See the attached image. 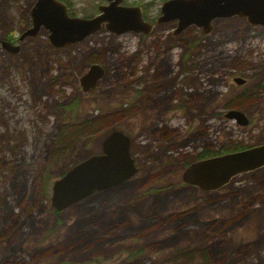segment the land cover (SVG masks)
Returning <instances> with one entry per match:
<instances>
[{"label": "rangeland", "instance_id": "1", "mask_svg": "<svg viewBox=\"0 0 264 264\" xmlns=\"http://www.w3.org/2000/svg\"><path fill=\"white\" fill-rule=\"evenodd\" d=\"M57 1L86 19L105 4ZM34 2L0 0V42L16 44ZM161 2L123 4L149 22ZM211 26L206 36L190 26L173 37L175 21L148 36L100 30L65 49L41 29L16 54L0 46V264H264V166L213 192L181 182L203 150L264 143V33L236 17ZM91 63L105 73L84 95ZM112 131L129 138L134 175L54 211L53 181Z\"/></svg>", "mask_w": 264, "mask_h": 264}, {"label": "water", "instance_id": "2", "mask_svg": "<svg viewBox=\"0 0 264 264\" xmlns=\"http://www.w3.org/2000/svg\"><path fill=\"white\" fill-rule=\"evenodd\" d=\"M106 5L97 7L92 18L71 17L66 6L57 0H35L29 10L30 26L22 31L16 44L24 38L34 37L41 29L48 33V44L65 49L100 30L115 36L132 32L148 36L158 25L175 21L172 36L194 26L206 36L212 30L214 19L236 17L247 25L264 32V0H167L159 9L160 15L153 24L142 20L139 7L121 5L125 0H102ZM1 41L8 53L16 54L18 45ZM103 77L98 65L89 66L78 79L83 93L92 89ZM237 86L244 80L232 79ZM224 118L244 127L248 121L239 111L229 110ZM264 166V143L243 150L216 155L194 161L182 172L181 182L203 192H213L239 175ZM136 168L129 153V138L120 131L110 132L101 142L100 152L76 163L51 185L50 206L60 212L95 193L117 187L130 179Z\"/></svg>", "mask_w": 264, "mask_h": 264}, {"label": "trees", "instance_id": "3", "mask_svg": "<svg viewBox=\"0 0 264 264\" xmlns=\"http://www.w3.org/2000/svg\"><path fill=\"white\" fill-rule=\"evenodd\" d=\"M3 40H5V41H9V42H11L10 40H11V35L10 34H7V35H4L3 36ZM90 125H92L91 123H90ZM59 141H61V138L59 139ZM58 141V139H57V142H59ZM62 144V143H61ZM248 146H244V147H237V149H235V150H233V151H239V150H243V149H245V148H247ZM216 155H219V154H216V153H212V152H210V151H206V150H203V151H201L200 153H198V155H197V157L194 159V161H197V160H201V159H205V158H209V157H213V156H216ZM63 175V174H62ZM61 175V176H62ZM201 260H202V258L204 257L203 256V253L201 254Z\"/></svg>", "mask_w": 264, "mask_h": 264}, {"label": "flooded vegetation", "instance_id": "4", "mask_svg": "<svg viewBox=\"0 0 264 264\" xmlns=\"http://www.w3.org/2000/svg\"><path fill=\"white\" fill-rule=\"evenodd\" d=\"M165 1H167V0H162V2H161V5H162V3L163 2H165ZM103 5H106V3L105 4H103ZM121 5H123V6H125L123 3L121 4ZM66 6V5H65ZM127 7V6H126ZM129 7V6H128ZM135 7H137V6H135ZM140 8V10H141V17H142V20L144 21V22H146L147 24H153L155 21H156V19L158 18V16L160 15V13H159V10H158V13H157V16H156V18L154 19V20H152V21H145V19H144V15H143V8L142 7H139ZM160 9V8H159ZM66 10H67V6H66ZM67 14H68V11H67ZM97 14H98V12H97ZM96 14V15H97ZM69 15V14H68ZM70 16V15H69ZM72 17V16H71ZM94 17V16H93ZM92 18V17H91ZM175 25H176V22H175ZM261 30V29H260ZM262 31V30H261ZM263 32V31H262ZM264 33V32H263ZM94 35V34H93ZM90 36H92V35H90ZM90 36H88V37H90ZM87 38V37H86ZM85 38V39H86ZM83 41V40H82ZM82 41H80V42H78V43H81ZM77 44V43H76ZM91 65H98V64H96V63H91L89 66H91ZM89 66H88V68H89ZM98 66H100V65H98ZM101 67V69L103 70V75H104V73H105V69L102 67V66H100ZM88 68H87V70H88ZM87 70H86V72H87ZM85 72V73H86ZM84 73V74H85ZM83 75V74H82ZM81 75V76H82ZM80 76V77H81ZM98 82H99V80L96 82V84H95V86L92 88V89H90L87 93H83L82 91V93L84 94V95H87V94H89V92L91 91H93L94 90V88L96 87V85L98 84ZM78 85H79V83H78ZM80 88V87H79ZM81 90V89H80ZM240 112V111H239Z\"/></svg>", "mask_w": 264, "mask_h": 264}]
</instances>
